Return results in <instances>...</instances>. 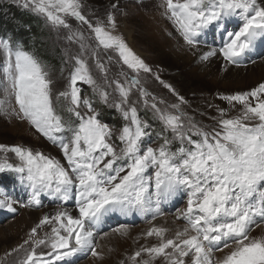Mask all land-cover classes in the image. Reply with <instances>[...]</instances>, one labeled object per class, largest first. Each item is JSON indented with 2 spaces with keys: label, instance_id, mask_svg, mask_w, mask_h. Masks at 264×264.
Here are the masks:
<instances>
[{
  "label": "snow or ice",
  "instance_id": "snow-or-ice-1",
  "mask_svg": "<svg viewBox=\"0 0 264 264\" xmlns=\"http://www.w3.org/2000/svg\"><path fill=\"white\" fill-rule=\"evenodd\" d=\"M13 3L43 18L69 45L58 70L66 84L55 92L52 67L12 33L0 34V92L9 98L0 101V113L26 121L60 149L66 163L23 144H0V175L15 174L27 198L21 206H38L42 196L57 202V211L46 214L24 244L5 255L29 245L18 264H75L73 257L87 251L100 258L95 229L103 220L133 212L155 218L161 203L179 196L186 200L177 213L183 230L168 238L167 229H150L146 236L157 237L159 244L136 251L133 264L161 257L164 264H212L214 252L224 249L229 251L217 264H264V235L250 236L254 226L264 223V83L221 95L229 106L240 105V114L228 117L218 106L216 123L206 128L188 115L186 99L158 74L155 79L175 97L173 102L157 103L143 87L141 73L153 70L119 34L114 11L93 23L82 11L83 0ZM162 6L196 62L220 57L226 70L241 65L258 42L264 43V0H163ZM111 8L118 10V5ZM70 20L81 27L74 29ZM116 58L123 83L109 77L108 65ZM78 83L87 84L92 95H84ZM133 89L159 121L156 137L162 142L155 147L152 125L140 118L131 99ZM11 98L16 107L9 111ZM62 98L67 116L57 110ZM97 105L115 108L123 119L115 138ZM15 189L16 184L0 186V210L16 211ZM69 201L74 208L65 206ZM46 224L51 234L37 238ZM142 253L149 259L138 261Z\"/></svg>",
  "mask_w": 264,
  "mask_h": 264
},
{
  "label": "rangeland",
  "instance_id": "rangeland-1",
  "mask_svg": "<svg viewBox=\"0 0 264 264\" xmlns=\"http://www.w3.org/2000/svg\"><path fill=\"white\" fill-rule=\"evenodd\" d=\"M0 1L4 2L6 0ZM112 4H117L118 10H113L111 8ZM162 4L163 0H83L84 6L82 11L93 23L97 18H105L107 12L114 11L117 18L119 34L124 37L133 52L141 57L153 70V74L141 73V80L143 87H145L149 93L157 97V103H159L160 99L169 103L175 100V97L155 79V75L158 74L160 80L173 85L177 92L186 99L188 102L184 106L186 112L202 126L210 128L216 123L213 118L219 115L217 111L218 106L227 110L228 117L239 115L241 106L237 104L236 106L240 108H233L229 106L226 101H224L226 104L222 106L221 101L223 100H220V96L250 91L253 88H247V83L244 82L219 83L214 75H207L206 72L200 71L198 62H196V57L187 50V46L184 45L179 33L165 15V8ZM70 23L73 25L74 29L81 27L77 25V22L74 20H70ZM82 29L85 35L89 34L86 25L82 26ZM49 31L52 36L49 38L48 51L51 53L55 51V49H59V52H57L58 58H56V60L62 61V59H64L63 48L69 47V45L65 44L63 39L58 40L56 33L51 31L50 28ZM61 31L66 32V30ZM206 39L210 41V38ZM71 48L74 51H78L77 45H71ZM261 52L264 55V43L258 42L256 48L241 65L231 66H251L261 59L255 60ZM117 59L118 58L114 59L112 63L108 65L110 68L109 77L110 79L118 78L121 83H123V77L119 76L122 65L116 62ZM219 59L224 62L222 58L219 57ZM89 63H91V61H89ZM52 70L53 79L56 80L54 90L55 92L62 91L66 81L59 79V67H52ZM123 70L125 72H130L126 67H124ZM93 73L98 80L101 79L100 73L94 68ZM260 83H264V81H260L259 84ZM78 87L81 89H88L84 95H92V90L87 84L78 83ZM114 87L115 85H112V88ZM109 91H111V89H109ZM131 99L137 102L136 107L140 118L151 125L154 123L156 128H160L159 121L154 118L152 109L150 107H145L136 89H133ZM150 99L149 97V100ZM0 101L8 102L9 98L5 97L3 93L0 92ZM254 103L255 102H253V104ZM63 104L64 101L62 98L60 104L57 105L58 111L63 109ZM10 105L9 111L16 107L14 98L10 99ZM160 106L163 107V105ZM97 107L102 110V116L106 115L107 118H109V113H113L121 118L115 108H108L103 105H97ZM107 118L102 119L113 128V136L115 138V136L118 135L119 128L124 124V121L121 118L118 125L111 123ZM150 131L152 133L154 132L152 128ZM160 142L162 141L152 136L151 146L155 147ZM116 143L119 144V141L117 140ZM0 144L9 146L23 144L27 147H31L33 150H40L46 155L55 156L63 163H66V161H63V155L60 149L40 136V134L26 121L16 119L11 115L5 116L3 113H0ZM9 156L11 158L10 162H17L11 153H9ZM10 174L12 173L0 175V179ZM13 175L15 177V174ZM13 196L18 201L15 205L16 211L13 213L0 210V264H18L25 255V249H29V245H24V248L20 249L18 253H13L9 256L5 254L11 253L12 249L24 244V241L29 237L31 229L36 227L46 214L51 216L49 210L55 211L57 209V202L47 196L41 197V202L38 206L22 207L21 202L27 203V198L25 190L19 186L17 181ZM73 204L74 201H69L65 206L74 208L71 206ZM185 207L186 200L177 196L170 202L161 203V214L156 215L155 218H153L150 213L140 215L133 212L126 216L120 215L119 213L113 214L103 220L95 229L96 251L100 253L98 242L102 237L105 239L107 238V242H110L107 246L108 252H106L105 255L102 254L104 255L102 258L92 256L91 251L81 252L77 253L73 257V260L75 264H100L101 259L107 258L110 259V261L112 260V264H133L130 257L136 251L140 250L142 247H151L159 244V239L157 237L146 236V233L150 229L154 227L167 229L165 236L168 238L174 237L177 230H183L185 224L183 220L177 219V213ZM25 210L32 213L34 220H31L28 226L21 228L22 226L19 227L20 223H18V220L20 219L21 213ZM54 213L55 212H53L52 215ZM160 221L162 223H160ZM117 228L120 229V232L114 231V229ZM260 228L262 234L260 233ZM46 232L49 235L51 234V225L46 224L41 226L38 229L37 238L44 237ZM263 233L264 223H261L259 227H253L250 236H261L264 235ZM39 251L40 249H37V252ZM45 251H47V249H45ZM167 251L171 250L169 249ZM228 251L229 249H224L223 252H214L212 264H217V260L222 258ZM141 259L148 260L149 257L146 253H142L141 257H138L137 260L139 261ZM151 264H164L163 258H157L151 261Z\"/></svg>",
  "mask_w": 264,
  "mask_h": 264
},
{
  "label": "trees",
  "instance_id": "trees-1",
  "mask_svg": "<svg viewBox=\"0 0 264 264\" xmlns=\"http://www.w3.org/2000/svg\"><path fill=\"white\" fill-rule=\"evenodd\" d=\"M5 33H12L15 37L22 40L27 47L33 49L36 54L51 67L57 66V68H60L61 61L56 60V58H58L57 52H59V49H55V51L51 52L53 54L48 51V42L52 34L49 31V27L46 26L44 19L21 9L13 3V0L0 1V34ZM86 90L88 89H82L83 94ZM59 111L65 116L69 115L64 109H60ZM102 118H107V116L104 115ZM107 119L111 123L119 125V120L121 118L113 113H109V118ZM152 126L154 130L152 136L157 139L156 132L159 128H156L154 123H152ZM13 184H16L13 174L0 179V186Z\"/></svg>",
  "mask_w": 264,
  "mask_h": 264
},
{
  "label": "bare ground",
  "instance_id": "bare-ground-1",
  "mask_svg": "<svg viewBox=\"0 0 264 264\" xmlns=\"http://www.w3.org/2000/svg\"><path fill=\"white\" fill-rule=\"evenodd\" d=\"M262 52L258 54L255 60H259L260 58L261 59L257 63L251 66H248V67L247 66L246 67H233L229 65L227 69L225 70L223 68L224 62H222L219 59V57H213L208 62H203V63L198 62V68L200 71L206 72L207 75H211V76L214 75V77H216L219 83H226V82L243 83L244 82V83H247V88H254L259 84L260 81H264V55ZM221 104L222 106H224V104L226 103L223 100L221 101ZM235 108H240V107L236 106ZM71 206L74 207V204ZM56 211L57 209L55 211L49 210V214L52 215V213ZM31 220H34L32 213L28 212L27 210L23 211L21 213L20 219L18 220V223H20L19 227L22 226L21 228H23V227L28 226ZM160 223L162 222L160 221ZM261 228H260V233L262 234ZM101 238H100V241L98 242V249L100 250V254H101L100 258H102L106 252H108L107 246L110 243V242H107L106 240L107 238L106 239L105 238L101 239ZM111 261L110 259L103 258L101 259L100 264H110Z\"/></svg>",
  "mask_w": 264,
  "mask_h": 264
}]
</instances>
